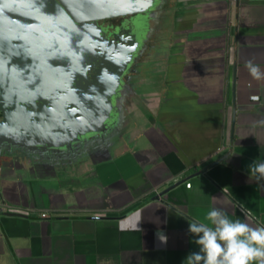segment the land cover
<instances>
[{
  "label": "crops",
  "instance_id": "crops-1",
  "mask_svg": "<svg viewBox=\"0 0 264 264\" xmlns=\"http://www.w3.org/2000/svg\"><path fill=\"white\" fill-rule=\"evenodd\" d=\"M165 4L169 59L112 160L61 176L0 161V264H186L210 208L264 226L248 167L264 162V79L245 67L264 71V0Z\"/></svg>",
  "mask_w": 264,
  "mask_h": 264
},
{
  "label": "flooded vegetation",
  "instance_id": "flooded-vegetation-1",
  "mask_svg": "<svg viewBox=\"0 0 264 264\" xmlns=\"http://www.w3.org/2000/svg\"><path fill=\"white\" fill-rule=\"evenodd\" d=\"M22 11L0 16V148L32 139V149L61 157L44 172L56 176L113 157L148 77L169 59L173 8L86 22L75 42L63 40L40 8ZM80 127L87 133L74 142Z\"/></svg>",
  "mask_w": 264,
  "mask_h": 264
},
{
  "label": "water",
  "instance_id": "water-1",
  "mask_svg": "<svg viewBox=\"0 0 264 264\" xmlns=\"http://www.w3.org/2000/svg\"><path fill=\"white\" fill-rule=\"evenodd\" d=\"M166 0H0V16H6L11 10L14 15H23L24 8H40L41 14L51 17V23L62 32L65 41L75 42L86 22H96L99 19L118 16L143 14L154 12L165 4ZM53 18H56L53 20ZM78 24H81L79 26ZM6 128V127H4ZM87 132L80 127L77 140L81 142ZM19 139H23L22 135ZM31 137V136H30ZM27 143L3 141L7 151L0 148V161L2 166L6 158L12 162H19L23 166L18 169L26 172L35 170L54 169L56 159L61 157L44 156L38 150L32 149V139ZM41 146L47 145L42 143ZM54 148L53 146H51ZM50 147V148H51ZM107 158L106 161L112 160Z\"/></svg>",
  "mask_w": 264,
  "mask_h": 264
},
{
  "label": "clouds",
  "instance_id": "clouds-1",
  "mask_svg": "<svg viewBox=\"0 0 264 264\" xmlns=\"http://www.w3.org/2000/svg\"><path fill=\"white\" fill-rule=\"evenodd\" d=\"M245 67L256 79H264V71L249 60ZM250 177L264 188V162L253 161ZM137 227V225H136ZM189 232L197 237L199 251L186 257V264H264V226L252 227L239 219H231L222 209L210 208L205 220H193ZM162 241L166 240L160 236Z\"/></svg>",
  "mask_w": 264,
  "mask_h": 264
},
{
  "label": "built area",
  "instance_id": "built-area-1",
  "mask_svg": "<svg viewBox=\"0 0 264 264\" xmlns=\"http://www.w3.org/2000/svg\"><path fill=\"white\" fill-rule=\"evenodd\" d=\"M252 100H253L254 102H259L260 98H259V96H253V97H252ZM187 187L190 188V187H191V184H190V183L187 184ZM0 209H3L4 211H6V210H7V206H6V204H1V203H0ZM43 217H46V215H43Z\"/></svg>",
  "mask_w": 264,
  "mask_h": 264
}]
</instances>
